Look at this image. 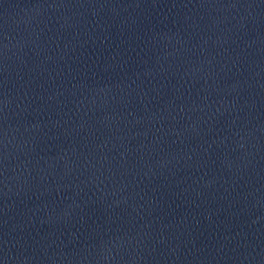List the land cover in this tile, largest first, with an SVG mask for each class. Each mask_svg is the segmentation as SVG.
Instances as JSON below:
<instances>
[{
	"label": "water",
	"instance_id": "95a60500",
	"mask_svg": "<svg viewBox=\"0 0 264 264\" xmlns=\"http://www.w3.org/2000/svg\"><path fill=\"white\" fill-rule=\"evenodd\" d=\"M0 264H264V0H0Z\"/></svg>",
	"mask_w": 264,
	"mask_h": 264
}]
</instances>
